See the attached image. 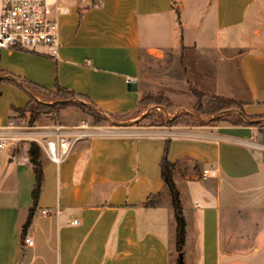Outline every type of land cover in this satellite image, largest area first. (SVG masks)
I'll list each match as a JSON object with an SVG mask.
<instances>
[{
  "label": "crops",
  "instance_id": "1",
  "mask_svg": "<svg viewBox=\"0 0 264 264\" xmlns=\"http://www.w3.org/2000/svg\"><path fill=\"white\" fill-rule=\"evenodd\" d=\"M56 3V56L48 48L0 50V129L22 138L0 152V264H172L176 221L160 166L167 143L186 219L183 264H251V253L228 238L223 216L228 196L243 209L264 190V145L253 124L93 126L60 164L42 148L45 179L27 235L34 246H22L36 175L32 126L14 108H26L31 97L11 75L52 91L68 88L104 112L133 113L145 92L147 57L178 48L234 50L249 93L245 115L264 114V0ZM205 170L213 174L204 178ZM151 195L157 206L146 205Z\"/></svg>",
  "mask_w": 264,
  "mask_h": 264
},
{
  "label": "rangeland",
  "instance_id": "2",
  "mask_svg": "<svg viewBox=\"0 0 264 264\" xmlns=\"http://www.w3.org/2000/svg\"><path fill=\"white\" fill-rule=\"evenodd\" d=\"M235 53L234 50L218 52L178 48L165 50L163 57L159 59L147 57L142 61L141 82L144 94L152 96L156 101H147L137 111L128 115L112 116L101 124L94 123V118L90 114L91 106L85 102L86 99L62 92L41 95V102L49 104L51 108L42 109L34 122H31V112H25L23 122L32 127L54 124L65 126L88 124L90 127L114 125L197 127L201 126L199 121L204 125H233L240 116H245L244 105L249 101V93L239 73V58L231 59ZM197 92L200 95L196 94ZM158 95L163 96L168 102L158 105ZM219 97L229 99L234 104L211 111L209 104L216 108L214 100ZM200 105L205 109L200 110ZM249 118L257 127L264 145V114ZM187 123H190V126H187ZM180 186L183 187L182 184ZM163 196L166 199L164 193ZM258 198V204H251V207L243 204V209H240L238 197L228 196L230 205L227 204L224 208L223 216V226L228 238L237 243L234 246L237 249L243 247L246 253H251L248 255L251 264H264L262 255L259 259L254 258V255L262 254L264 251V190L259 191ZM180 257L174 248L172 264H179Z\"/></svg>",
  "mask_w": 264,
  "mask_h": 264
},
{
  "label": "built area",
  "instance_id": "3",
  "mask_svg": "<svg viewBox=\"0 0 264 264\" xmlns=\"http://www.w3.org/2000/svg\"><path fill=\"white\" fill-rule=\"evenodd\" d=\"M57 0H0V50L22 49L35 51L41 48L50 49V54L56 56L59 41L56 33L54 11H61ZM93 135V127L88 124L65 126L32 127L29 139L41 146L49 159L60 164L65 161L74 145ZM22 140L20 135H12L9 131L0 129V152L8 148V143ZM211 173L204 171V177ZM48 213L47 210L43 211ZM74 224L79 221L75 220ZM26 247L34 246V238L27 236L24 240ZM264 258V251H262Z\"/></svg>",
  "mask_w": 264,
  "mask_h": 264
},
{
  "label": "trees",
  "instance_id": "4",
  "mask_svg": "<svg viewBox=\"0 0 264 264\" xmlns=\"http://www.w3.org/2000/svg\"><path fill=\"white\" fill-rule=\"evenodd\" d=\"M9 81L12 82L13 84L19 86L23 90H25L31 97V101L29 105L26 108L23 109H16L15 110L19 111L22 115L25 114V112H31L32 114V121L34 122L35 117L41 112L42 109H50L51 106L49 104L41 102V95H47V94H53L54 92H62V94H71L73 96H78L86 99L85 102H88V104L91 106V111L90 114L94 118V123L95 124H101L103 121H108L112 116H123V115H128L131 114L132 112L128 113H120V114H114V113H109V112H104L100 110L90 99L89 97L79 94L73 90H70L68 88H64L60 85L56 87V90L52 91L47 88L41 87L38 84L32 82L29 79H25L22 77L18 76H13L11 75L9 78ZM1 83V82H0ZM196 94L200 95L199 92ZM2 95L1 87H0V97ZM147 101H156L155 98L148 94H144L141 101H140V106L144 105ZM214 101H216V108H212L211 104H209L211 111H215L218 108H224L228 107L230 105H233L234 102L226 99V98H216ZM163 102H168L167 99H164L163 96L158 95V105H162ZM139 106V107H140ZM55 108V107H52ZM139 109V108H138ZM137 109V110H138ZM200 110L205 109L201 105L199 107ZM136 110V111H137ZM55 111V109H54ZM210 111V112H211ZM135 112V111H134ZM160 117V116H158ZM199 123L202 125L203 122L199 121ZM253 122L250 121V118L245 115V116H240L237 121L233 122V125H250ZM187 126H190V123L186 124ZM195 126V125H193ZM42 148L40 145H38L35 142H31L29 150H28V155H29V161L32 164L33 170L36 175V184L35 187L32 191V196H33V206L29 209L27 216L25 217L24 221L22 222V231H21V238H22V246H24V240L28 235L29 229L32 225L33 222V217L37 211L38 204H39V199L41 196V192L43 189V184H44V163L42 161ZM169 143L166 144L165 149H164V154L160 162L161 166V173H162V178L164 180V183L169 189V193L171 195V203L172 207L174 210V215H175V221H176V250L180 254V256L183 254V249L185 246L186 242V219L184 215V210H183V203H182V198H181V192L176 184L175 181V170H176V163H173L169 160ZM156 195H151L149 196L148 201L146 202L147 206H157L158 205V199L156 198ZM180 264V262H179ZM183 264V263H182Z\"/></svg>",
  "mask_w": 264,
  "mask_h": 264
},
{
  "label": "water",
  "instance_id": "5",
  "mask_svg": "<svg viewBox=\"0 0 264 264\" xmlns=\"http://www.w3.org/2000/svg\"><path fill=\"white\" fill-rule=\"evenodd\" d=\"M132 86H133V89L134 90H137V85H136V83H132ZM183 256L181 255V257H180V264H182L183 263Z\"/></svg>",
  "mask_w": 264,
  "mask_h": 264
}]
</instances>
